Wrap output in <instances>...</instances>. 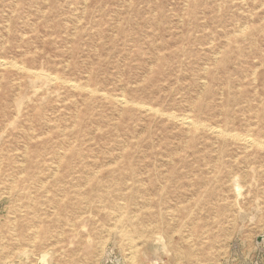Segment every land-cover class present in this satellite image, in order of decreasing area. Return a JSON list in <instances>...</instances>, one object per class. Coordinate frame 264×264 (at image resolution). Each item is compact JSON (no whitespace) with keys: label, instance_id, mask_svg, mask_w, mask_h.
I'll list each match as a JSON object with an SVG mask.
<instances>
[{"label":"rangeland","instance_id":"rangeland-1","mask_svg":"<svg viewBox=\"0 0 264 264\" xmlns=\"http://www.w3.org/2000/svg\"><path fill=\"white\" fill-rule=\"evenodd\" d=\"M0 64V264H264V0H0Z\"/></svg>","mask_w":264,"mask_h":264},{"label":"bare ground","instance_id":"bare-ground-1","mask_svg":"<svg viewBox=\"0 0 264 264\" xmlns=\"http://www.w3.org/2000/svg\"><path fill=\"white\" fill-rule=\"evenodd\" d=\"M245 3H246V2H245ZM251 16H252V15H251ZM237 24H238V23H237ZM245 27H246V26H245ZM243 29H246V28L243 27ZM241 30H242V28H241ZM240 32H241V31H240ZM237 33H238V32H237ZM219 50H220V49H219ZM218 54H219V53H218ZM214 57H215V56H214ZM215 60H216V59H215ZM13 63H14V62H13ZM2 64H3V63H2ZM10 64H11V63H10ZM0 65H1V64H0ZM1 66H2V65H1ZM11 66H12V65H11ZM17 66H18V65H17ZM19 67H20V66H19ZM16 69L18 70L17 67H16ZM21 69H22V68H21ZM21 69H20V70H21ZM26 70H27V69H26ZM22 71H23V70H22ZM28 71H30V70L28 69ZM254 72H255V71H254ZM32 73H33V72H32ZM41 75H43V74H41ZM45 76H46V75H44V77H45ZM49 78H50V77H49ZM50 80H51V79H49V81H50ZM116 100H117V99H116ZM119 100H120V99H119ZM117 101H118V100H117ZM124 101H125V100H124ZM119 102H120V101H119ZM121 102H122V100H121ZM121 102H120V103H121ZM122 103H125V102H122ZM126 103H127V102H126ZM186 115H187V114H186ZM181 118H182V117H181ZM181 118H179V119H181ZM175 119H176V118H175ZM190 119H191V118H190ZM176 120H177V119H176ZM182 120L184 121V123H185V121H186L185 125L187 124V122H190L189 120L187 121V119L185 120V118L182 119ZM183 121H180V122H183ZM188 124H189V123H188ZM191 124H192V123H191ZM193 124H194V123H193ZM198 124H199V123H198ZM198 124H197V125H198ZM194 125H196V124H194ZM197 125H196V126H197ZM199 125H200V124H199ZM201 126H202V128H203V124H202ZM188 127H189V125H188ZM218 127H219V126H218ZM218 127H217V128H218ZM204 129H205V128H204ZM207 129L209 130L210 128L208 127ZM212 129H213V128H212ZM218 130H219V129H217V131H218ZM220 130H222V129H220ZM210 131H211V130H210ZM213 132H214V131H213ZM213 132H212V133H213ZM219 132H221V131H218V133H219ZM215 133H216V132H215ZM222 133H223V132H222ZM216 134H217V133H216ZM223 134H224V133H223ZM225 134H226V133H225ZM228 134H229V132H228ZM228 134H227V135H228ZM230 134H231V133H230ZM230 134H229V135H230ZM232 135H235V134L233 133V134H231L230 136L232 137ZM238 136H239V135H238ZM216 138H217V137H216ZM239 138H240V136H239ZM249 138H250V139H249ZM249 138L242 139V137H241V139L244 140L246 144H247V143H248V144H250V143H251V144H255V143H253V142H255L256 140L253 139V141H252V140H251V137H249ZM254 140H255V141H254ZM260 142H261V141H260ZM256 144H257V142H256ZM260 144H261V143H260ZM25 146H26V145H25ZM257 146H258V145H257ZM249 148H250V147H249ZM245 151H246V150H245ZM30 227H31V226H30Z\"/></svg>","mask_w":264,"mask_h":264},{"label":"water","instance_id":"water-1","mask_svg":"<svg viewBox=\"0 0 264 264\" xmlns=\"http://www.w3.org/2000/svg\"><path fill=\"white\" fill-rule=\"evenodd\" d=\"M264 241V233L255 239L256 246H259ZM257 264V263H255Z\"/></svg>","mask_w":264,"mask_h":264}]
</instances>
